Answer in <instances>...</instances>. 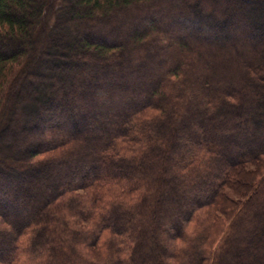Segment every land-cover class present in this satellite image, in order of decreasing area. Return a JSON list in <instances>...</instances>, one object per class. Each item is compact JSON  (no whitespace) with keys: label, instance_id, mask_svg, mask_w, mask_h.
I'll return each instance as SVG.
<instances>
[{"label":"trees","instance_id":"obj_1","mask_svg":"<svg viewBox=\"0 0 264 264\" xmlns=\"http://www.w3.org/2000/svg\"><path fill=\"white\" fill-rule=\"evenodd\" d=\"M18 123L0 264H264V0H0Z\"/></svg>","mask_w":264,"mask_h":264},{"label":"rangeland","instance_id":"obj_2","mask_svg":"<svg viewBox=\"0 0 264 264\" xmlns=\"http://www.w3.org/2000/svg\"><path fill=\"white\" fill-rule=\"evenodd\" d=\"M85 21L87 23H92L94 21V19L87 17L85 19ZM121 52H122L121 54L125 53L122 50H121ZM67 70H68V68H64V69L61 68L60 69V71L63 72V73L67 72ZM61 81L62 80L60 78V82ZM25 92L28 93L29 90L27 89V90H25ZM34 98H36V97H34ZM30 111H31L30 106H26V107L25 106H23V107L20 106V108H19V114L21 113L22 115H25V114H27ZM41 128H43V125H39V127H36L34 129H30V130H27L26 123L25 124L24 123L23 124L18 123L17 125H12L11 126V132L9 133V138L5 139L2 143H0V156L4 157L5 155H7L8 156V161L11 163V165L13 164L12 160L14 158H16V159H14V161L16 160L18 162L21 161V160H24L23 157L25 156V153L20 151L17 148V146L20 144V140H21L22 134H24L25 139H30L31 137L33 138L34 135H36ZM16 167L21 171V168L19 166H16ZM13 172H15V170ZM50 174H52V172ZM41 177H46L45 173L41 174ZM39 181H40V178L38 177L36 182L39 183ZM8 190H9V188H8ZM172 201L174 202V199H172ZM11 213H12V209H9L7 211V214L10 216ZM256 249H258V247H256Z\"/></svg>","mask_w":264,"mask_h":264}]
</instances>
